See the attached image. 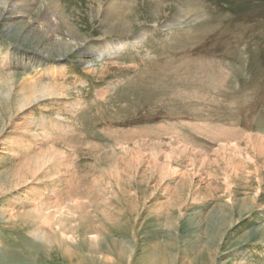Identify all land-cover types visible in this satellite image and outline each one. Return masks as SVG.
<instances>
[{
  "label": "rangeland",
  "instance_id": "obj_1",
  "mask_svg": "<svg viewBox=\"0 0 264 264\" xmlns=\"http://www.w3.org/2000/svg\"><path fill=\"white\" fill-rule=\"evenodd\" d=\"M0 264H264V0H0Z\"/></svg>",
  "mask_w": 264,
  "mask_h": 264
},
{
  "label": "bare ground",
  "instance_id": "obj_2",
  "mask_svg": "<svg viewBox=\"0 0 264 264\" xmlns=\"http://www.w3.org/2000/svg\"><path fill=\"white\" fill-rule=\"evenodd\" d=\"M10 1H12V0H10ZM15 2V5H16V3H17V0H13V3ZM21 2V1H20ZM37 2V0H22V3L24 4V8L25 9H28V10H30L31 8H32V6L35 4ZM122 2V1H121ZM111 3H113L112 1L110 2V4ZM46 4V3H45ZM16 7V6H15ZM45 7V6H44ZM10 8H12V7H10ZM18 8V7H17ZM55 8V7H54ZM110 8V7H109ZM114 8V7H113ZM15 9V8H14ZM45 9V8H44ZM47 9V8H46ZM105 9V8H104ZM104 9H103V11H104ZM115 9V8H114ZM5 10H7V9H5ZM19 10V9H18ZM53 9H51V11H52ZM112 11V10H111ZM115 11V10H114ZM114 11H112V12H114ZM21 12V11H20ZM107 12V11H106ZM120 13L122 12V10L121 11H119ZM115 13V12H114ZM107 18V17H106ZM45 18L42 16L41 18H40V20H44ZM54 21V20H53ZM113 21V20H112ZM115 21V20H114ZM48 22V21H47ZM109 22H111V21H109ZM116 22V21H115ZM45 23V22H44ZM49 23V22H48ZM113 23V22H112ZM50 24V23H49ZM109 24V23H108ZM105 26V25H104ZM45 30V29H44ZM72 38V37H71ZM60 45V44H59ZM121 47V43H116L115 45H113V46H111V48H115V49H118V48H120ZM109 48V47H108ZM112 49V50H113ZM26 86H28L27 88H29L28 90H31V91H33V90H37V87L34 85V84H28V85H26ZM54 87V89H56V90H65V88H63L62 86L61 87H59V86H53ZM52 87V88H53ZM24 90H25V87H24ZM38 90H41V91H37V92H34V93H41L40 94V96H38V98L39 97H41V99H43V98H45V97H47L48 95L46 94L47 93V91L46 90H48V88H41V89H38ZM33 93V94H34ZM31 95H32V93H31ZM32 98H34V97H32V96H30L29 98H27L26 99V101H30ZM40 99V98H39ZM33 100V99H32ZM31 100V101H32ZM37 101V100H36ZM30 103V102H29ZM251 142V141H250ZM261 142H263V141H261ZM258 143V142H257ZM260 143V142H259ZM254 145V144H253ZM261 148V147H260ZM263 150V149H262ZM257 153V152H256ZM261 153V152H260Z\"/></svg>",
  "mask_w": 264,
  "mask_h": 264
}]
</instances>
